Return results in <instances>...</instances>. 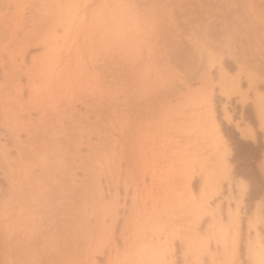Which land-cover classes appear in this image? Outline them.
<instances>
[{
  "label": "rangeland",
  "instance_id": "1",
  "mask_svg": "<svg viewBox=\"0 0 264 264\" xmlns=\"http://www.w3.org/2000/svg\"><path fill=\"white\" fill-rule=\"evenodd\" d=\"M261 92L264 0H0V264H250Z\"/></svg>",
  "mask_w": 264,
  "mask_h": 264
},
{
  "label": "bare ground",
  "instance_id": "2",
  "mask_svg": "<svg viewBox=\"0 0 264 264\" xmlns=\"http://www.w3.org/2000/svg\"><path fill=\"white\" fill-rule=\"evenodd\" d=\"M243 60V59H242ZM226 71V70H223V72ZM228 74V72H225ZM224 75V74H223ZM231 77V76H230ZM223 80H225V82H227V75L225 74L223 76ZM231 80V79H230ZM211 82V80H210ZM224 82V81H223ZM233 82V81H232ZM239 83V82H238ZM231 84V83H230ZM229 84V85H230ZM235 84L236 82H234L233 84V87L235 88ZM253 84V82H251V85ZM232 85V84H231ZM230 85V86H231ZM231 88V87H230ZM239 93H240V96H241V100L243 103H245L247 101V96H246V92L241 88V86L239 84H236V88H235ZM232 90V89H231ZM234 90V89H233ZM229 95V93H227ZM232 94V93H231ZM209 96L210 95V92L208 94ZM257 104H256V108H257V115H258V118L260 120V124H261V128L264 129V93H259L258 95V99H257ZM208 118H210V126H209V132H210V136L213 138L214 142H215V145L218 149H221V154H220V162H219V165H220V170H221V173L225 176H228V174L230 173L231 169H232V163L229 161L228 157L230 155V148L228 146V140L226 138V136L224 135L223 131H222V128H221V124L219 123V121L215 118V114L214 112L211 110L209 115H208ZM208 126V125H207ZM200 127V126H199ZM201 128V127H200ZM254 130L252 127H249L247 128L245 131H244V134L243 136H246V137H251V138H254ZM262 169H263V172H264V157H263V160H262ZM208 182L210 181H205V184H208ZM209 185V184H208ZM203 187V186H202ZM248 188H249V183L247 180L241 178L239 180V183H238V189H239V194H240V198L238 199V205H237V208L236 210H238L239 208V205L240 203H242V199L243 197L246 195L247 191H248ZM205 186L203 187V189L201 190V195L202 196H205ZM232 216V214H231ZM234 217V216H232ZM236 217V216H235ZM233 221H238L237 218L233 219ZM250 226H254V221H250ZM125 226V225H124ZM218 230L220 232V235H226L225 232L227 230V228L224 226V225H220L218 227ZM125 232V231H124ZM216 233V232H215ZM236 233H237V230H235L234 232V236H233V240H232V244L233 246H236V240H235V237H236ZM211 234V233H210ZM191 238V237H190ZM209 238V237H208ZM204 239V238H202ZM206 240V239H205ZM167 242V241H166ZM207 240H206V244H207ZM154 248V247H153ZM156 248V247H155ZM154 248V249H155ZM157 249V248H156ZM158 252V251H157ZM156 253V252H155ZM252 259H253V262L254 264H264V255H263V251L262 249L260 251H256L253 255H252ZM200 262V261H199ZM201 264V263H200ZM211 264H215V261H212Z\"/></svg>",
  "mask_w": 264,
  "mask_h": 264
},
{
  "label": "crops",
  "instance_id": "3",
  "mask_svg": "<svg viewBox=\"0 0 264 264\" xmlns=\"http://www.w3.org/2000/svg\"><path fill=\"white\" fill-rule=\"evenodd\" d=\"M251 214L252 215H251V218H250L248 223H250V221H254V226L251 227L250 224H249V227L251 229H254L256 234L254 235V240L252 241V245L249 247V250H248V256H249L248 262L250 264H254L253 259H252V255L257 250L260 251L262 249L263 255H264V240L263 239L261 240V236H260V233H261V235L264 234V232H263V230H264V200L263 199H257L255 201L254 207H253V210H252ZM260 216H262V221L259 224H257ZM254 230H252L253 234H254ZM259 231H260V233H259ZM220 236L222 237V239L225 238V235L224 236L220 235ZM233 236H234V233H233V235L231 237V240H230V248H229V250H225L224 255L226 257H231V255H234V254L236 255V252H237V249H238V242H239V232L237 231L236 237H235L236 246H233V244H232ZM215 264H217V263L215 262Z\"/></svg>",
  "mask_w": 264,
  "mask_h": 264
},
{
  "label": "trees",
  "instance_id": "4",
  "mask_svg": "<svg viewBox=\"0 0 264 264\" xmlns=\"http://www.w3.org/2000/svg\"><path fill=\"white\" fill-rule=\"evenodd\" d=\"M251 123L254 126H256L255 119H251ZM234 132H235V134L237 136V139H236L237 141H239L241 144H243L244 147H246V148L248 147V148L252 149V152H251L249 157L252 158V160L255 162V164L253 166L254 173H256V176L258 177L262 188H264L263 177H262V175H261V173H260V171H259V169L257 168V165H256V163L261 159V155H262V153L264 151V143L262 142V140H260L259 143H257V144L253 143L252 141H244V140L240 139L239 133L237 131H234ZM227 136H229V135L227 134ZM231 140H234V138H231ZM236 153L238 154L237 148L235 149V154ZM243 176L246 177V179L250 180L251 186H252L251 192H253L254 191V185H255L254 182L249 178V176H247L245 174H243Z\"/></svg>",
  "mask_w": 264,
  "mask_h": 264
}]
</instances>
